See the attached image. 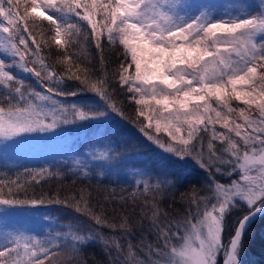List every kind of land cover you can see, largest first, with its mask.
I'll return each mask as SVG.
<instances>
[{"label": "snow or ice", "instance_id": "obj_1", "mask_svg": "<svg viewBox=\"0 0 264 264\" xmlns=\"http://www.w3.org/2000/svg\"><path fill=\"white\" fill-rule=\"evenodd\" d=\"M30 24L42 34L46 29L47 38L38 41ZM53 44L63 49L55 65L41 55ZM11 69L30 73L42 90ZM66 81L74 82L72 90ZM85 93L98 100L67 101ZM117 118L155 146L158 170L133 165L130 196L117 198L113 190L99 211L83 190L79 198L21 197L26 184L40 183L36 177L65 175L59 168H25L17 179H0V220L40 217L41 207L62 205L91 221L50 223L36 234L0 227V264H53L62 252L71 264L90 243H100L111 264H217L219 254L223 264H242L257 232L264 247V0H0V154L66 126L94 124L88 146H101L66 172L83 179L97 175L94 169L101 177L119 176L112 169L124 167L128 153L115 139L119 130L109 131ZM172 158L204 174L199 188L180 193L185 207L177 215L161 210L156 198L181 184L165 167ZM21 175L31 179L22 182ZM110 204L119 205L111 220ZM129 205L131 213L139 208V222L147 221L155 237L140 242L147 259L130 241L125 250L118 237L102 232H133Z\"/></svg>", "mask_w": 264, "mask_h": 264}, {"label": "trees", "instance_id": "obj_2", "mask_svg": "<svg viewBox=\"0 0 264 264\" xmlns=\"http://www.w3.org/2000/svg\"><path fill=\"white\" fill-rule=\"evenodd\" d=\"M223 3H229L231 0H222ZM47 22H45V25ZM32 28L33 34L36 36L37 40L40 41L42 39L47 38V30L41 27H34L30 24ZM62 52L63 49H57L56 46L53 44L51 48L43 47L41 55L45 57V62L49 64L56 63V52ZM75 51V49H73ZM93 54L95 50L92 49ZM115 60V56H109V69H111V62ZM10 62V61H9ZM83 66V65H82ZM56 70L58 72L62 71V66L56 65ZM134 70V69H133ZM12 74L17 76L18 78L25 81L26 84H30L32 87L36 88V90L40 89V86L36 82V78L33 77L30 73L25 74L18 69H11ZM74 82L66 81V90H72L74 87ZM98 100V97H95L92 93H85L82 96L78 97H67L68 102L72 101H86L89 103L95 102ZM233 106H236L237 102H232ZM128 112H132V108H128ZM236 114H232V118H235ZM233 118V119H234ZM239 122V121H237ZM219 129V128H217ZM119 130L115 136V139L119 146L122 149H126L128 155L125 160L122 161L124 167L116 168L113 167V172L119 171V176L113 174L111 177H101L98 175L101 169H94V172L97 173L93 178L90 179H83L80 176H73L71 173L66 172V167L76 159L79 158L84 160L85 157L83 155L84 152L94 150L99 148L101 145L98 143L92 144L91 146L87 145V148L84 151L79 152L78 149L69 148L75 140L80 138L82 135H85L86 132L92 137L93 132L95 131L94 124L85 123L83 127L78 125H71L66 126L64 131L61 132L58 136L53 137L49 140L42 141L41 138L38 140L43 143V147L53 148L54 150L63 149V151L57 152L55 158L53 159H40V157H32L33 159L25 158L27 161L22 162L21 166L16 164L15 161L10 163V161L3 160L0 157V179H4L5 181L10 179H17L18 173H23L25 168L38 170L41 167L51 168L52 170L61 169L65 170V175L62 177H36L40 183H35L34 181L25 185V189L21 191V197H23L24 193L26 192L28 197L32 196H40L43 194L47 197L49 194H56L58 193L61 198L76 196L79 198V194L81 190L86 193H91V201L90 203L96 206L97 211H99V205L105 204L104 197L109 195L115 190V194L117 198L123 194L125 196H130L132 192V179L128 178V170L132 169L133 165L138 167H151L152 165H156V168L152 170L156 171L157 168V160H156V149L155 146L152 145L150 142L146 140V138L139 133V131L131 124H126L121 122L119 118H117L114 122L109 125V131ZM80 137H79V136ZM164 139H167L165 134H161ZM76 136V137H75ZM83 137V136H82ZM85 136V141L88 139ZM65 140H59V139ZM235 139V137H234ZM49 143L48 145H46ZM64 144H67L64 146ZM51 146V147H50ZM218 148V145L216 144ZM59 148V149H57ZM139 155H136V154ZM150 154V159H152V163H148L149 166L145 165L147 163L145 160V155ZM153 157V158H152ZM9 158V157H8ZM172 158L171 160L165 163V167L173 174L179 176L181 178V184L178 187H172L168 191L164 193V195L157 196V200L160 201V208L161 210L167 211L170 215H177L178 213H182L184 211L185 205L179 202L180 193L184 192L186 189L190 188L191 186L195 185L199 188L204 183V174L199 170L196 169L190 161L188 162H179L182 167L176 165V162ZM9 160V159H8ZM133 160H137L133 162ZM91 163V161H88ZM107 167V166H106ZM132 177V175H130ZM222 182H229L228 177H217ZM236 176H233L232 179H236ZM19 179L23 182L26 180H30V177H25L21 175ZM5 193L7 192V188L4 189ZM113 207H119V205H107L106 206V213L108 218L111 220L113 219ZM40 216L41 220H43V215H48L52 217V220H49L53 227L60 223H73L75 224L77 221L83 222L84 225L91 224V221L87 219L86 216L80 215L75 213L70 208H65L62 205H47L40 208ZM129 212L131 214V221L134 231L128 235H124L119 230L115 233L111 232L108 228H103L102 232L106 236H116L119 238V242L124 246L125 250L127 249L128 242L130 241L133 245L137 246L135 248L136 255L141 259H147L146 250H141L139 247L140 242L143 239L146 241H153L155 237L148 231V222L144 221L142 224L140 221V210L139 208L136 209L135 213H131V205H129ZM17 216L16 214H14ZM13 216V215H12ZM19 216H25L20 215ZM116 222L119 223V213L115 214ZM260 226H264V217L261 218L259 222ZM259 228V225H257ZM42 231V230H41ZM46 232V231H42ZM42 232H35L42 233ZM227 236H225V240ZM115 256V252L112 253ZM69 254L66 252L58 253L55 257L53 264H69L68 259ZM123 257H121L122 259ZM217 258V264H220ZM77 261L80 264H111L109 257L105 254L100 243H90L86 247L83 248L82 253L76 256V259L71 261V264H77ZM47 264V262H46ZM242 264H264V247H262L259 238V232H257V239L253 246H251L245 254L242 256Z\"/></svg>", "mask_w": 264, "mask_h": 264}, {"label": "rangeland", "instance_id": "obj_3", "mask_svg": "<svg viewBox=\"0 0 264 264\" xmlns=\"http://www.w3.org/2000/svg\"><path fill=\"white\" fill-rule=\"evenodd\" d=\"M233 102H237V101H233ZM212 103H213V106L215 107L214 101ZM237 103H239V102H237ZM240 106L242 107L243 105H240ZM216 127L219 128L218 130L223 131V129H220V125L219 124H217ZM60 133L61 132H58V133H55V134H52V135L43 136V137H40V138L42 139V141H44L46 139L49 140V139H51L53 137L58 136ZM182 134H184L186 136V130ZM82 136L81 137L79 136L80 138H78V139L75 136L76 140L68 147L72 148V150L73 149H78L79 152L84 151V149L87 148L86 144L88 143V141H85L84 138H85V136H87L86 137L87 139L91 138V137L89 136V134L87 132H86L85 135H82ZM38 139L39 138L33 140L31 142V145L26 147V148H24V149H21V150H18V151L9 150L5 155L0 154V157L3 160L10 161V163L15 161L16 164L18 163V165L21 166L23 161L24 162L27 161L25 158H28V159L31 160V159H33L32 157H35L38 154L36 157H40V159H48L49 160V159L55 158L57 152L61 153V151H63V149H59V148H57L59 150H54L51 146H50L51 148H47V147L44 148L43 147L44 145H42L43 143H41ZM59 140L63 141L65 139L61 138ZM215 143L218 145V148L222 147L220 145L219 141H216ZM48 144L49 143H47L46 145H48ZM66 145L67 144H64V146H66ZM96 145H98V143ZM205 145H206V141H205ZM145 160H146V162H143V163H147L145 165L149 166L148 163H152L153 164L152 159H150V154L145 155ZM136 161L137 160H133V162H136ZM150 168L151 169L156 168V165H152ZM130 175H132V171L128 170V176H129L128 178L132 179L133 177H131ZM236 177H237L236 179H238V176H236ZM16 215L17 216H15L14 214H11V215L7 216V218L5 220H0V227L6 226L9 230L20 229V230H24L26 232H30V233L34 234L35 232L47 231L48 230L47 225L51 223L50 221H45L44 219L41 220L40 217H29V216H24L23 217V216H19V214H16ZM41 216H42V214H41ZM220 257L222 259L223 255L219 254L217 256V258H220ZM221 259L219 260V262L221 261Z\"/></svg>", "mask_w": 264, "mask_h": 264}, {"label": "water", "instance_id": "obj_4", "mask_svg": "<svg viewBox=\"0 0 264 264\" xmlns=\"http://www.w3.org/2000/svg\"><path fill=\"white\" fill-rule=\"evenodd\" d=\"M223 259H224V257H223ZM223 259L221 260L220 264H223Z\"/></svg>", "mask_w": 264, "mask_h": 264}]
</instances>
